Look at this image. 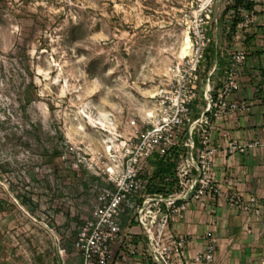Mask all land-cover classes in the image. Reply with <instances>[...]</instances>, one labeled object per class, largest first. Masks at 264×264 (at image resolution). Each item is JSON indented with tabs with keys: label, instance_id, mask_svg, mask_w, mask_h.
Returning a JSON list of instances; mask_svg holds the SVG:
<instances>
[{
	"label": "rangeland",
	"instance_id": "374dc122",
	"mask_svg": "<svg viewBox=\"0 0 264 264\" xmlns=\"http://www.w3.org/2000/svg\"><path fill=\"white\" fill-rule=\"evenodd\" d=\"M256 1L251 13L241 10L245 20L233 29L235 11L224 12L233 0H0V264H34L39 254L44 261L55 259L57 247L66 249L65 256L74 251L84 217L92 212L95 184H108L104 172H125L128 147L152 125L162 98L174 95L198 48L195 118L207 107L213 68L211 95L217 100L231 57L264 47V0ZM187 37L192 45L183 55ZM232 97L229 102L239 107L217 106L205 134L216 150L210 172L222 192L207 194L213 201L224 196L215 173L213 127L247 107ZM181 148L175 172L188 151ZM228 148L264 158L261 140ZM156 163L143 159L138 168L153 172ZM263 167L252 163L244 170ZM233 193L243 200L255 196L264 206L256 194L233 191L228 201L236 210ZM130 216L122 218L117 260L151 264L150 252L131 259L128 251L138 254L147 241L133 239L146 234ZM167 234L180 238L171 224Z\"/></svg>",
	"mask_w": 264,
	"mask_h": 264
},
{
	"label": "built area",
	"instance_id": "2783aa9c",
	"mask_svg": "<svg viewBox=\"0 0 264 264\" xmlns=\"http://www.w3.org/2000/svg\"><path fill=\"white\" fill-rule=\"evenodd\" d=\"M201 47L191 59L188 69L177 79L174 95L162 98L158 116L152 125L145 127L138 135V140L128 147L125 172H104L108 184H95V198L92 212L84 217L83 224L74 239V248L78 260L76 264H121L117 260L115 248L123 244L122 218L125 213L145 229L149 244L151 264H185L183 256L187 246L185 238L175 239L167 234L170 227L171 213L175 212L180 200L199 199L213 193L214 197L222 195L216 185L214 164L216 150L209 146L208 127L211 118L219 106L226 111L239 107L229 99L241 88V67L247 61L246 50L237 51L227 66V75L216 100L211 92L213 68L207 79V107L199 116H193V104L199 88L197 73L200 63ZM217 115V113H215ZM135 123V122H134ZM203 133L205 148L196 152V134ZM177 147H187L188 151L183 166L178 168L176 178L179 186L169 195H153L147 192L148 184L154 172H141L138 168L143 159H155L167 156ZM235 205L256 218L263 216V206L255 196L246 200L237 193ZM134 213V215H132ZM64 254L66 249H60ZM135 255L134 250H129ZM215 253V243H209L206 250L197 256L199 260L211 261ZM122 260L125 255L120 253Z\"/></svg>",
	"mask_w": 264,
	"mask_h": 264
},
{
	"label": "crops",
	"instance_id": "0c3cea01",
	"mask_svg": "<svg viewBox=\"0 0 264 264\" xmlns=\"http://www.w3.org/2000/svg\"><path fill=\"white\" fill-rule=\"evenodd\" d=\"M247 53V61L241 67V88L236 97H232L237 102L238 99H244L247 107L238 115H227L218 119L212 130L211 144L219 148V165L215 173L224 196L219 201H213L208 195L204 196L203 202L194 198L180 200L179 208L171 213L172 230L187 240L183 256L185 264H264V206L263 216L258 219L252 213L236 210L228 201V195L233 191L244 197L256 194L264 198V167L261 172L244 170L248 164L264 162V158L260 154H232L228 148L230 144L244 146L255 140L264 142V47H254L252 52ZM215 89L214 84L212 91ZM200 112L198 111V115ZM195 138L196 152L199 153L202 150V145L199 144L200 134L197 133ZM241 163L242 166L237 167L238 171L233 168ZM133 229L134 227L131 231L135 233ZM133 239L136 242L147 241V238L137 234ZM210 242H215L213 259H197ZM144 248L136 250L138 254L131 259L139 261L142 254L149 252V244L144 245ZM73 249V252H68L65 256L60 252V247H57L55 259L47 258L44 261V255L39 254L40 258L38 262L34 259V264H76L78 257L75 248Z\"/></svg>",
	"mask_w": 264,
	"mask_h": 264
},
{
	"label": "trees",
	"instance_id": "16d2710c",
	"mask_svg": "<svg viewBox=\"0 0 264 264\" xmlns=\"http://www.w3.org/2000/svg\"><path fill=\"white\" fill-rule=\"evenodd\" d=\"M233 6H225L224 12L229 13L232 9L235 11L233 17V29L245 20L241 10L244 9L251 13L254 11L256 0H233ZM181 147L175 148L167 156L160 158L154 168V173L148 184L147 192L153 195H169L178 189L179 182L176 178V166L180 158Z\"/></svg>",
	"mask_w": 264,
	"mask_h": 264
},
{
	"label": "bare ground",
	"instance_id": "6f19581e",
	"mask_svg": "<svg viewBox=\"0 0 264 264\" xmlns=\"http://www.w3.org/2000/svg\"><path fill=\"white\" fill-rule=\"evenodd\" d=\"M191 45L192 44H191L190 37H187V39L185 41V44H184V47H183V50H182L183 55H188L189 54Z\"/></svg>",
	"mask_w": 264,
	"mask_h": 264
}]
</instances>
